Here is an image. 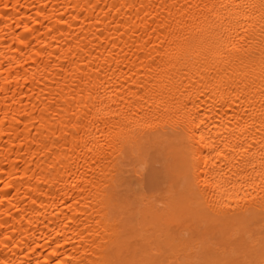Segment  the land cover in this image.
<instances>
[{
	"label": "bare ground",
	"instance_id": "6f19581e",
	"mask_svg": "<svg viewBox=\"0 0 264 264\" xmlns=\"http://www.w3.org/2000/svg\"><path fill=\"white\" fill-rule=\"evenodd\" d=\"M204 236L199 264H264V0H0V264H164Z\"/></svg>",
	"mask_w": 264,
	"mask_h": 264
},
{
	"label": "rangeland",
	"instance_id": "374dc122",
	"mask_svg": "<svg viewBox=\"0 0 264 264\" xmlns=\"http://www.w3.org/2000/svg\"><path fill=\"white\" fill-rule=\"evenodd\" d=\"M169 158L166 151L164 153L156 148L149 151L147 164L144 172L145 189L155 196H159L164 192V202L168 194H175L176 188L179 187L178 182L169 181L167 172L169 169ZM175 189V190H174ZM203 241L200 238L187 239L184 242L188 245L185 250L171 249L164 246V264H199L208 251L213 253L221 252L219 246L221 240H213L208 236H204ZM209 248V249H208ZM227 255V253L225 254Z\"/></svg>",
	"mask_w": 264,
	"mask_h": 264
}]
</instances>
